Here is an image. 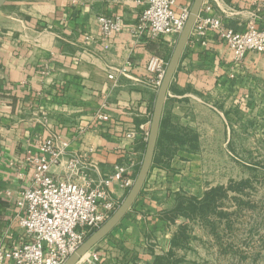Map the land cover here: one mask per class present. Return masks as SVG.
<instances>
[{"label":"crops","instance_id":"crops-1","mask_svg":"<svg viewBox=\"0 0 264 264\" xmlns=\"http://www.w3.org/2000/svg\"><path fill=\"white\" fill-rule=\"evenodd\" d=\"M175 1L177 13L193 3ZM142 11L135 0H8L2 7L0 234L10 222L20 231L15 200L31 182L33 165L26 157L40 154L41 141H68V153L86 154L94 181L135 160V181L158 91L147 64L154 54L169 61L179 37L133 36ZM103 14L119 17L124 29L105 38L97 21ZM200 15L216 16L239 32L252 19L264 29V0H204ZM101 110L105 119L97 117ZM132 130L136 138L127 137ZM185 132L195 135L198 147L171 150L173 136ZM251 133L264 141V53L237 60L214 32L199 41L190 37L169 88L145 184L123 219L82 261L97 252L96 264H154L187 222L180 217L171 223L162 214L174 207L179 192L200 197L227 185L229 169L218 165L219 151L229 141H248ZM64 164L52 170L64 175ZM129 189L118 181L110 186L119 205Z\"/></svg>","mask_w":264,"mask_h":264},{"label":"built area","instance_id":"built-area-1","mask_svg":"<svg viewBox=\"0 0 264 264\" xmlns=\"http://www.w3.org/2000/svg\"><path fill=\"white\" fill-rule=\"evenodd\" d=\"M135 1L143 6L137 24L131 28L136 38L147 35L156 40L165 35H179L183 30L188 7L177 13L175 0ZM97 21L105 38L124 29L119 17L103 14ZM209 32L220 36L237 60H243L249 52L264 53V29L257 26L255 19L245 31L239 32L223 27L216 16L199 14L191 39L202 40ZM167 64L168 60L160 55L149 58L147 72L156 89L161 85ZM109 77L113 78L114 74ZM106 116L103 110L97 113L99 118ZM127 137L136 138L137 132L129 131ZM68 147V141H41L40 154L26 157L33 165V174L31 182L19 191L15 200L20 231H15L10 222L0 234V264H64L119 206L110 192L114 181L125 189L132 187L134 177L130 171L138 164L135 160L115 165L110 174L94 181L88 175L90 166L86 154H70ZM62 162L64 175L52 170ZM98 259L99 254L92 252L77 264H96Z\"/></svg>","mask_w":264,"mask_h":264},{"label":"rangeland","instance_id":"rangeland-1","mask_svg":"<svg viewBox=\"0 0 264 264\" xmlns=\"http://www.w3.org/2000/svg\"><path fill=\"white\" fill-rule=\"evenodd\" d=\"M253 138L256 135L251 133L248 141H229L219 151L218 165L229 169L227 185L241 180L250 184L243 193L228 192L221 205L229 217L212 218L215 231L200 220L185 218L182 224L189 225L191 238L176 249L181 264H264V141Z\"/></svg>","mask_w":264,"mask_h":264},{"label":"water","instance_id":"water-1","mask_svg":"<svg viewBox=\"0 0 264 264\" xmlns=\"http://www.w3.org/2000/svg\"><path fill=\"white\" fill-rule=\"evenodd\" d=\"M7 1L8 0H0V11ZM203 3L204 0H193L188 19L183 30L179 34L177 43L168 61L163 80L157 91L144 156L132 187L128 190L127 195L112 215L88 236L80 247L67 258L64 264H77L101 239L114 229V227L127 214L139 196L153 164L160 133L161 119L169 88L194 25L198 19Z\"/></svg>","mask_w":264,"mask_h":264},{"label":"trees","instance_id":"trees-1","mask_svg":"<svg viewBox=\"0 0 264 264\" xmlns=\"http://www.w3.org/2000/svg\"><path fill=\"white\" fill-rule=\"evenodd\" d=\"M173 137L176 141H170L174 144V148L171 150L184 146H188L190 149H196L198 147V141H194L195 135L192 133H177ZM161 139L159 145L162 143ZM249 184V180H241L226 186H213L205 191L201 197L179 192L176 196L174 207L165 211L162 214V218H165L171 223H175L179 217L188 218L189 220H200L215 231L217 228L216 222L213 221L215 217H219L220 219L229 217V212L222 208L223 201L229 198L228 192L231 190L243 193ZM190 232L191 230L188 224L180 225L171 239L169 251L162 255H156L154 257V264H181L183 258L177 254L176 249L187 245L191 238Z\"/></svg>","mask_w":264,"mask_h":264}]
</instances>
